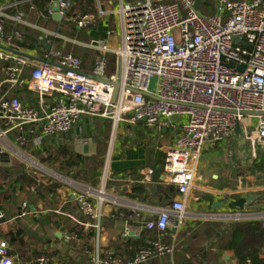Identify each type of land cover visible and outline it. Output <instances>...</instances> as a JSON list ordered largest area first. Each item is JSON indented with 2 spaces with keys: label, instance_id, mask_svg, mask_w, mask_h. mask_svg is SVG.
Masks as SVG:
<instances>
[{
  "label": "built area",
  "instance_id": "built-area-1",
  "mask_svg": "<svg viewBox=\"0 0 264 264\" xmlns=\"http://www.w3.org/2000/svg\"><path fill=\"white\" fill-rule=\"evenodd\" d=\"M206 1L199 0L198 9L194 0L121 2L119 41L113 48L104 40L90 44L98 51L91 73L82 71L80 58L60 49L50 48L37 61L22 51L3 47L12 45L13 37L22 38L15 26L26 21L23 11L7 15L5 7H0V62L5 82L11 86L27 83L39 98L37 106L23 104L15 96L0 98V153L15 148L8 139L10 132L15 133L17 146L25 145L33 134L38 145L45 137L69 132L87 117L109 119L114 125L171 128L179 132L165 150L162 173L183 196L194 187L203 150L235 134L237 124L251 146L264 147V0H212L214 12L210 14L200 10ZM70 6L71 0H58L59 21H69L78 29L93 24L91 13L69 16ZM31 9L35 7L31 5ZM53 14L52 4L39 12L43 19ZM6 18L13 23L12 36L5 34ZM108 53L114 55L116 63L111 74L106 70ZM27 67L31 72L25 81ZM114 84L118 90L112 101ZM54 95L58 96L55 102L45 103V96ZM176 117L181 120L174 122ZM251 118H256V123L250 129ZM14 151L28 166L41 169L21 150ZM75 199L80 213L88 219L85 227L94 230L100 228L101 211L93 200L97 199L98 205L104 200L118 201L89 187ZM23 209L21 215L27 213L25 203ZM184 216V202L173 201L158 210L154 221L144 224L146 229L156 230L159 238L148 240L129 258L112 253L100 258L95 252L91 260L95 264H142L172 255L173 244L162 237L170 227L180 229ZM233 217L239 219L241 214ZM260 226L264 229V219ZM49 263L46 256L20 262L0 237V264Z\"/></svg>",
  "mask_w": 264,
  "mask_h": 264
},
{
  "label": "crops",
  "instance_id": "crops-1",
  "mask_svg": "<svg viewBox=\"0 0 264 264\" xmlns=\"http://www.w3.org/2000/svg\"><path fill=\"white\" fill-rule=\"evenodd\" d=\"M31 1L0 0V7H5L7 15L19 10L25 13L26 23L15 28L37 37L35 48L21 46L15 37L12 45L2 44L3 47L22 51L37 61L42 60L50 48L60 49L80 58L82 71L91 73L98 51L90 44L104 40L111 48L115 47L121 36L119 6L121 2L136 0H71L69 16L84 13L95 16L93 24L85 29H78L69 21H57L54 14L41 18L39 12L49 4L53 6L54 0L39 6L41 8ZM31 5L35 9H31ZM13 32V23L6 18L5 34L12 36ZM44 38L50 44L49 49L42 41ZM106 60L107 73L111 74L116 70L115 57L108 53ZM30 72L31 67L25 68V81ZM13 96L31 106L39 102L27 83L11 86L5 82L4 66L0 62V98ZM57 97L45 96V103H53ZM180 120L176 117L174 122ZM178 132L166 127L145 128L141 124L114 125L111 120L100 117L83 118L69 132L45 137L38 145L33 134L28 136L25 145L17 146L15 133L10 132L8 139L15 148L41 169L55 174L49 181L37 179V185L42 188L23 181L17 185L15 180L14 185L6 181L0 188V237L9 246L10 253L22 263L46 256L49 264H95L91 260L95 252L100 258L109 253L129 258L148 240L159 238L156 230H148L144 224L154 221L158 210L180 200L185 205L184 223L178 230L168 228L162 237L164 242L173 244L172 255L154 257L142 264H238L234 245L249 241L251 250L248 252L252 256L241 264H264V232L260 231L264 230L260 226L264 219L263 145L251 146L242 134L235 133L205 148L196 167L194 187L188 194L179 196L177 192L164 193L171 184L162 173L165 150ZM91 143H95L94 151L89 150ZM85 146V151L75 150V147ZM15 148L4 151L10 163L0 166L1 171L11 173L17 167L16 162L23 170L35 169L15 154ZM51 150L54 155L58 154L53 164L46 159ZM69 160L78 163L59 169V162L64 165ZM89 161L94 164L90 171L85 168ZM93 173L98 175L93 178ZM87 187L103 190L108 197L118 200L117 203L104 200L99 205L97 199L93 200L101 211L99 230L85 227L88 219L80 213L75 199V195ZM136 187L144 188L145 192H134ZM248 194L255 198L242 210L228 208L230 202ZM23 203L27 205L25 215H21L25 210ZM235 213H240L241 217L234 218ZM238 223L258 226L256 230L249 227L248 231L233 232L232 228ZM248 252L239 255L245 256Z\"/></svg>",
  "mask_w": 264,
  "mask_h": 264
},
{
  "label": "trees",
  "instance_id": "trees-1",
  "mask_svg": "<svg viewBox=\"0 0 264 264\" xmlns=\"http://www.w3.org/2000/svg\"><path fill=\"white\" fill-rule=\"evenodd\" d=\"M31 2L33 4H35V5H37L38 7L39 6L43 7V6H45V4L47 2H49V0H32ZM41 7H39V8H41ZM203 7L205 8V10L208 9L206 2L200 7L201 11H203V9H202ZM62 23H65V22L62 21ZM21 32L23 33L22 34L23 38H21L19 40V44L21 46L25 47V48H30V49L31 48L32 49L35 48L37 42L39 41L38 38L33 36V35H29L28 33H24V31H21ZM63 153H65V152H63ZM46 159H47L48 163L50 162L51 164H53V162H56L58 160V154L56 153L54 155V152L51 150V152L48 153ZM59 163H60L59 169L63 170L65 166L68 167V166H71V165H74V164L77 165L78 161L77 160H75V161L69 160L68 163H67V161H65L64 165H63L62 162H59ZM59 163H58V165H59ZM14 170H16L14 180H15V183L17 185L19 184L20 181H23V182H25L28 185L34 184V185L37 186V188L41 187L40 184L37 185V178L34 176V174L32 172H28L27 173L25 170H23L22 168H18V167H15ZM8 172H9L8 170L1 171V169H0V188L3 187L2 185H4V182H6V179H8L9 175H11V173H8ZM91 175L94 178V177H96L98 175V173H93ZM6 176H8V177H6ZM20 186L22 187L23 183L20 184ZM44 186L45 185H43V187ZM47 189H49V186L47 187ZM166 191L167 192H171V193H174V192L176 193V188L173 185H169V186H167L165 188L164 193ZM134 192H145V189L144 188H140V187H136V188H134ZM257 226H258V224H256V223L255 224H253V223L252 224L251 223H249V224H247V223H238L237 225H235L232 228V231L234 232V230L237 231L238 229H239V232L248 231V230H250L249 227H251L253 230H256ZM260 231L264 232V230H260ZM249 242L245 243L243 245H240V244L238 245V243H235L236 244V245H234L235 248H236L235 250L238 251L237 252L238 253V258H239V263L238 264H241L242 262L246 263L245 258L246 257L250 258V256H252V254L248 252L249 249L251 250V248H250V244L251 243H249ZM244 252H248V253L245 256L239 255V254L244 253Z\"/></svg>",
  "mask_w": 264,
  "mask_h": 264
},
{
  "label": "water",
  "instance_id": "water-1",
  "mask_svg": "<svg viewBox=\"0 0 264 264\" xmlns=\"http://www.w3.org/2000/svg\"><path fill=\"white\" fill-rule=\"evenodd\" d=\"M198 4H199V0H194V8L195 9H198ZM52 9L54 11L53 18L55 20H57V21L60 20V17L57 14V11H58V0H54V4L52 6ZM42 41L45 44V46L47 47V49H49L50 48V44L46 42V39L44 38ZM229 65H231V64H229ZM239 69H242V67H239ZM113 86H114V91H113L112 101H114V99L116 97L117 90H118V84H114ZM235 133L236 134H241V128H240L239 124H237L236 127H235ZM90 142H92V141H90ZM76 149H79V150L83 149V151H85L87 149V147L86 146L83 147V148L75 147V150ZM89 150L90 151H94L95 150V143H91V145L89 146ZM9 163H10V159H9L8 154L7 153H4V152L0 153V166L9 165ZM254 198H255V195L248 194L245 198L244 197L243 198H239L238 200H235V201L230 202L228 204V208L229 209H239V210H242Z\"/></svg>",
  "mask_w": 264,
  "mask_h": 264
},
{
  "label": "rangeland",
  "instance_id": "rangeland-1",
  "mask_svg": "<svg viewBox=\"0 0 264 264\" xmlns=\"http://www.w3.org/2000/svg\"><path fill=\"white\" fill-rule=\"evenodd\" d=\"M206 3H207V10H205V8L203 7L202 9H203V11H204V13L205 14H210V13H213L214 12V2L212 1V0H207L206 1ZM92 11V10H91ZM154 82H155V79L154 78H152V80H151V82H150V84H149V87H150V89L152 90L153 89V87H154ZM246 123H248L247 121H246ZM250 123H252V125H250V129L252 128V126H254L255 125V123H256V118H251L250 119ZM50 163V162H49ZM56 164V163H55ZM57 165V164H56ZM16 166L18 167V168H22V165L20 164V163H18V162H16ZM94 166V164L91 162V161H89L88 162V165H86V170H88V171H90L91 169H92V167ZM96 166V165H95ZM55 168L56 169V167H54V166H51L50 168ZM58 169V168H57ZM27 173L28 172H32L33 174H34V176H36V178L38 179V180H40V182H42L44 179L45 180H47V181H49L48 179L49 178H52V176H55V174L54 173H52L51 171H48V170H46V169H32V170H28V169H26L25 170ZM15 172H16V170H13L12 172H11V175H9V177L8 176H6V177H8V179H6V181H7V184H13L14 185V177H15ZM95 185V184H94ZM40 191H42L41 189H39ZM38 191V190H37Z\"/></svg>",
  "mask_w": 264,
  "mask_h": 264
}]
</instances>
